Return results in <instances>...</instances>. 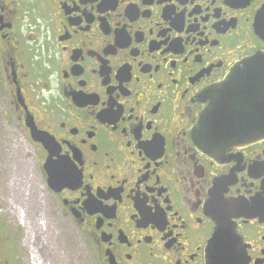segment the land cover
I'll return each mask as SVG.
<instances>
[{
  "label": "flooded vegetation",
  "instance_id": "obj_1",
  "mask_svg": "<svg viewBox=\"0 0 264 264\" xmlns=\"http://www.w3.org/2000/svg\"><path fill=\"white\" fill-rule=\"evenodd\" d=\"M258 52L264 0H0L2 114L92 264H264V138L193 139Z\"/></svg>",
  "mask_w": 264,
  "mask_h": 264
},
{
  "label": "rangeland",
  "instance_id": "obj_2",
  "mask_svg": "<svg viewBox=\"0 0 264 264\" xmlns=\"http://www.w3.org/2000/svg\"><path fill=\"white\" fill-rule=\"evenodd\" d=\"M20 138L0 108V264H92L78 234L50 214Z\"/></svg>",
  "mask_w": 264,
  "mask_h": 264
},
{
  "label": "water",
  "instance_id": "obj_3",
  "mask_svg": "<svg viewBox=\"0 0 264 264\" xmlns=\"http://www.w3.org/2000/svg\"><path fill=\"white\" fill-rule=\"evenodd\" d=\"M203 99L206 105L193 139L206 154L216 156L229 146L263 139L264 53H255L234 66L203 93Z\"/></svg>",
  "mask_w": 264,
  "mask_h": 264
}]
</instances>
